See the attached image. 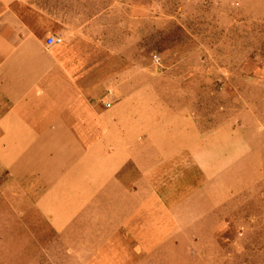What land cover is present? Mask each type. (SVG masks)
Segmentation results:
<instances>
[{"label":"crops","instance_id":"1","mask_svg":"<svg viewBox=\"0 0 264 264\" xmlns=\"http://www.w3.org/2000/svg\"><path fill=\"white\" fill-rule=\"evenodd\" d=\"M41 4L0 0V158L33 176L34 198L51 201L43 206L53 223L120 217L108 242L121 264H135V253L173 240L177 212L166 200L184 190L176 173L186 175L177 169L200 168L221 150L220 119L179 106L172 67L105 46ZM48 36L61 40L46 45Z\"/></svg>","mask_w":264,"mask_h":264},{"label":"rangeland","instance_id":"2","mask_svg":"<svg viewBox=\"0 0 264 264\" xmlns=\"http://www.w3.org/2000/svg\"><path fill=\"white\" fill-rule=\"evenodd\" d=\"M29 1L105 46L152 65L157 55L181 82L171 84L178 105L220 119L221 150L200 168L177 169L186 175L176 173L184 190L166 200L177 212L173 240L153 256L135 253V264H264V0ZM20 172L0 158V264H121L108 242L120 217L53 223L43 206L51 201L35 199L33 176Z\"/></svg>","mask_w":264,"mask_h":264},{"label":"built area","instance_id":"3","mask_svg":"<svg viewBox=\"0 0 264 264\" xmlns=\"http://www.w3.org/2000/svg\"><path fill=\"white\" fill-rule=\"evenodd\" d=\"M60 40H61L60 37L48 36L45 38V43H46V45H51V44L59 42ZM151 61H152V63L156 64L158 62L157 55H155V54L151 55ZM101 104L103 107H109L110 106V102L107 100L102 101Z\"/></svg>","mask_w":264,"mask_h":264}]
</instances>
